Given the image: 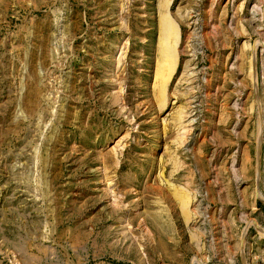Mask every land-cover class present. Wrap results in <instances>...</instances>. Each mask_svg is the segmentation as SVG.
Wrapping results in <instances>:
<instances>
[{
  "label": "rangeland",
  "instance_id": "obj_1",
  "mask_svg": "<svg viewBox=\"0 0 264 264\" xmlns=\"http://www.w3.org/2000/svg\"><path fill=\"white\" fill-rule=\"evenodd\" d=\"M0 264H264V0H0Z\"/></svg>",
  "mask_w": 264,
  "mask_h": 264
},
{
  "label": "bare ground",
  "instance_id": "obj_2",
  "mask_svg": "<svg viewBox=\"0 0 264 264\" xmlns=\"http://www.w3.org/2000/svg\"><path fill=\"white\" fill-rule=\"evenodd\" d=\"M28 116V115H27Z\"/></svg>",
  "mask_w": 264,
  "mask_h": 264
}]
</instances>
